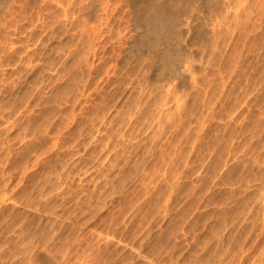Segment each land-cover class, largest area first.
<instances>
[{
  "label": "rangeland",
  "instance_id": "374dc122",
  "mask_svg": "<svg viewBox=\"0 0 264 264\" xmlns=\"http://www.w3.org/2000/svg\"><path fill=\"white\" fill-rule=\"evenodd\" d=\"M0 1V264H264L262 0Z\"/></svg>",
  "mask_w": 264,
  "mask_h": 264
},
{
  "label": "bare ground",
  "instance_id": "6f19581e",
  "mask_svg": "<svg viewBox=\"0 0 264 264\" xmlns=\"http://www.w3.org/2000/svg\"><path fill=\"white\" fill-rule=\"evenodd\" d=\"M180 1V0H179ZM187 1V0H186ZM205 1V0H204ZM243 1H245L246 3H247V1L248 0H223V5H225V6H227V8H229V10L231 9H233L232 11H228V12H233L232 14H233V18H238V16H240L239 14H241V12H242V10H243V12L246 14V10H248L250 7H251V5L252 4H248L249 5V8L247 9V7H248V5L247 4H245V7H242V6H244V2ZM251 1V0H250ZM259 1V0H258ZM1 2V1H0ZM153 2H154V0H153ZM182 2V1H181ZM184 2V1H183ZM208 2V1H207ZM242 2H243V4H242ZM253 2H255V1H253ZM257 2V1H256ZM255 2V3H256ZM262 2H264V0H262ZM217 3V2H216ZM250 3V2H249ZM251 3H252V1H251ZM255 3H253V4H255ZM260 3V2H259ZM88 4V3H87ZM158 4V3H157ZM218 4V3H217ZM241 4H242V6H241ZM258 4V3H257ZM264 4V3H263ZM263 4H262V6H261V4H260V11H261V9H262V7H263ZM164 5V4H163ZM208 5V4H207ZM222 5V4H221ZM222 5V6H223ZM96 6V5H95ZM158 6V5H157ZM168 6V5H167ZM171 6V5H170ZM253 6V5H252ZM254 6H256V4L254 5ZM253 6V7H254ZM90 7H91V5H90ZM90 7H89V9H90ZM160 7V6H159ZM240 7H242V9L241 10H239L240 9ZM85 8V7H84ZM163 8V7H162ZM184 8V7H183ZM182 8V9H183ZM189 8V7H188ZM226 8V9H227ZM256 8V10H254L253 8V10H254V12L255 11H257V12H255V13H257L256 15H258L259 14V10H258V8H259V6L257 7H255ZM264 8V7H263ZM190 9V8H189ZM223 9H225V8H223ZM246 9V10H245ZM92 10V9H91ZM94 10V9H93ZM161 10V11H160ZM160 10H159V8H157L156 6H154V4H152V3H150L147 7H145V8H143V10H136L135 11V21L136 22H134V25H135V28L136 29H138V34H140L139 35V39L138 40H136L137 41V43L138 44H145L147 47H148V49H147V47H146V50L145 51H147V52H149V48H151V49H155L156 47H158L157 45L160 43V42H164V46L161 48V50H160V52H159V59H157L158 61H157V67H156V69L158 70V72L161 74V73H170V75H172V74H176L177 72H178V69L180 68L179 67V65L180 64H182L181 63V61H182V54H183V56H184V52L182 53V51H183V49L182 48H180L179 46H173L172 47V45H169V41H168V39L170 38V34H171V32H172V29L174 28V24L177 22V19H178V16H179V14L177 13V12H175V11H173V10H169V11H166V10H162L161 8H160ZM176 10V9H175ZM250 10H251V8H250ZM87 11V10H86ZM85 11V12H86ZM217 11V10H216ZM240 11V12H239ZM246 11V12H245ZM218 12H219V10H218ZM224 12V11H223ZM251 12H252V10H251ZM222 13V12H221ZM234 13L235 14H237L238 13V16L237 15H234ZM250 13V11H248L247 12V14H249ZM264 13V12H263ZM219 14V13H218ZM225 14V13H224ZM223 14V15H224ZM227 14H229V13H227ZM231 14V15H232ZM250 14H252V13H250ZM262 14V12L260 13V15ZM93 15V14H92ZM222 15V14H221ZM221 15H219V18L221 17ZM255 15V16H256ZM225 16H226V14H225ZM235 16V17H234ZM248 16V15H247ZM224 17V16H223ZM230 17H232V16H230ZM243 17V16H242ZM252 17V16H251ZM257 17V16H256ZM262 17H264V15H262ZM261 17V18H262ZM87 18V17H86ZM240 18H241V16H240ZM249 18H250V16H249ZM255 18V17H254ZM187 19V18H186ZM224 19V18H223ZM232 19V18H231ZM246 19V18H245ZM264 19V18H263ZM263 19H260V20H262V21H264ZM134 20V19H133ZM220 20H221V18H220ZM226 20V19H225ZM238 20V19H237ZM242 20V19H241ZM218 21V20H217ZM231 21V20H230ZM236 21V20H235ZM253 21V20H252ZM256 21V20H255ZM186 22V21H185ZM221 22V21H220ZM228 22V21H227ZM227 22H225V23H227ZM219 23V22H218ZM231 23V22H230ZM236 23V22H235ZM239 23V22H238ZM241 23V22H240ZM249 23V22H248ZM250 23H252L251 21H250ZM255 23V22H254ZM221 24V23H220ZM222 24H224V23H222ZM243 25V24H242ZM245 25V24H244ZM253 25V24H252ZM251 25V26H252ZM235 26V25H234ZM237 26V25H236ZM248 26V25H247ZM224 27H225V25H224ZM227 27V26H226ZM225 27V28H226ZM244 27H246V26H244ZM254 27V26H253ZM252 27V28H253ZM256 27V26H255ZM212 28L213 27H211V30H212ZM235 28V27H234ZM238 28H239V26H238ZM227 29V28H226ZM225 29V30H226ZM243 29V28H242ZM241 29V30H242ZM254 29V28H253ZM210 30V31H211ZM214 30V29H213ZM261 30V29H260ZM224 31V30H223ZM237 31V30H236ZM244 31V30H243ZM251 31V30H250ZM226 32H227V30H226ZM240 32V31H239ZM246 32V31H245ZM244 33V32H243ZM251 33V32H250ZM254 33V32H253ZM256 33H257V31H256ZM214 32H213V37H214ZM221 34H223V33H221ZM238 34V33H237ZM261 34V33H260ZM236 35V34H235ZM256 35V34H255ZM259 35V34H258ZM216 36V35H215ZM218 36H221V35H218ZM223 36H225V35H223ZM238 36H240V35H238ZM253 36V35H252ZM226 37V36H225ZM216 38V37H215ZM220 39H221V37H219ZM249 38V37H248ZM252 38V37H251ZM211 39V38H210ZM217 39V38H216ZM229 39V38H228ZM208 40V39H207ZM223 40V39H222ZM249 40V39H248ZM211 41V40H210ZM215 41H217V40H215ZM219 41V40H218ZM224 41H225V38H224ZM237 41V40H236ZM239 41H240V39H239ZM242 41V40H241ZM246 41H247V39H246ZM252 41V40H251ZM177 43V42H176ZM224 43V42H223ZM179 44V43H178ZM209 44V43H208ZM251 44V43H250ZM144 45V46H145ZM221 46V45H220ZM239 46V45H238ZM237 46V47H238ZM245 46V45H244ZM249 46H251V45H249ZM153 47V48H152ZM223 47V46H222ZM246 47V46H245ZM247 47H248V45H247ZM182 49V50H181ZM249 49H250V47H249ZM252 49V48H251ZM236 50H239V48L238 49H236ZM235 50V51H236ZM236 54H237V52H235ZM235 54V55H236ZM242 54V53H241ZM244 54V53H243ZM234 55V54H233ZM239 56V55H238ZM246 56V55H245ZM234 57V56H233ZM251 57V56H250ZM253 57V56H252ZM251 57V58H252ZM184 58V57H183ZM189 58V57H188ZM236 58V57H235ZM190 59H193V58H190ZM240 59H241V57H240ZM242 60V59H241ZM189 62V61H188ZM190 62H191V60H190ZM244 62V61H243ZM240 63V62H239ZM188 64V63H187ZM241 64V63H240ZM185 66V65H184ZM242 66V65H241ZM179 67V68H178ZM183 68V67H182ZM185 69V68H184ZM237 69V68H236ZM156 70V71H157ZM220 70V69H219ZM183 72V71H182ZM169 75V76H170ZM169 76H167L169 79H170V77ZM167 77H165L166 79H167ZM174 77H177V76H174ZM172 78V77H171ZM178 78V77H177ZM162 79V78H161ZM174 79V78H173ZM169 81V80H168ZM262 84V83H261ZM259 88V87H258ZM262 88V87H261ZM260 88V89H261Z\"/></svg>",
  "mask_w": 264,
  "mask_h": 264
}]
</instances>
